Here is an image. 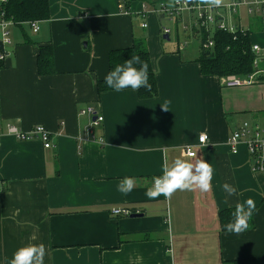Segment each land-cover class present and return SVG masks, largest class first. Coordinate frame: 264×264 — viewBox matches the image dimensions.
<instances>
[{
  "label": "crops",
  "instance_id": "1",
  "mask_svg": "<svg viewBox=\"0 0 264 264\" xmlns=\"http://www.w3.org/2000/svg\"><path fill=\"white\" fill-rule=\"evenodd\" d=\"M234 1L214 9L217 22L207 29L195 11L178 18L160 13L174 0H126L127 13L119 0H48L49 16L38 21L37 34L28 24L11 27L13 44L0 68V126L30 131L41 125L53 147L2 140L0 264L29 243L46 246L44 264H264V173L252 171L245 145L237 154L229 145L246 118L264 122V14L250 13L248 5L234 11ZM220 24L249 33L252 51L260 48L253 51V86L225 88L223 78L203 75L202 39ZM173 32L177 45L165 46L161 38L168 34L171 40ZM179 34L198 39L200 50L185 48ZM135 42L150 54L158 95L100 94L110 53ZM43 48L52 50V73L39 72ZM88 108L104 118L101 125L81 114ZM203 135L205 144L199 142ZM165 157L169 164L176 158L209 162L211 191L177 190L170 198L149 199L145 193L163 174ZM125 177L136 180L127 195L117 190ZM225 182L237 195L223 191ZM248 198L258 208L254 227L223 231L220 213ZM115 208L142 216L115 217Z\"/></svg>",
  "mask_w": 264,
  "mask_h": 264
},
{
  "label": "clouds",
  "instance_id": "2",
  "mask_svg": "<svg viewBox=\"0 0 264 264\" xmlns=\"http://www.w3.org/2000/svg\"><path fill=\"white\" fill-rule=\"evenodd\" d=\"M193 3L197 10L200 7H219L224 0H183V4ZM181 4V0L170 2L168 7ZM70 19V18H69ZM139 64L137 68L135 65ZM148 63L142 61L138 55H133L131 59L125 60L124 64H117L105 76V83L109 88L120 92L126 88L138 91L144 88L151 91V84L148 82ZM168 103L162 104L164 110H168ZM162 175L153 177L152 186L149 187L145 195L149 199H155L161 195L170 198L177 190L199 189L203 193L211 191V181L213 178V167L204 159L196 158L192 161L180 158L174 159L169 164L165 157ZM136 186V180L131 177H125L118 184V191L127 195ZM222 189L228 196L237 195V189L229 183H223ZM258 212L257 204L252 198H248L235 205L231 213L232 220L224 225L226 233L241 234L248 230L250 221L254 213ZM33 239H35L33 237ZM47 254V248L43 243H29L19 247L14 253L8 264H44V258Z\"/></svg>",
  "mask_w": 264,
  "mask_h": 264
},
{
  "label": "trees",
  "instance_id": "3",
  "mask_svg": "<svg viewBox=\"0 0 264 264\" xmlns=\"http://www.w3.org/2000/svg\"><path fill=\"white\" fill-rule=\"evenodd\" d=\"M7 12L10 20L16 25L23 26L28 22L46 20L49 16V2L48 0H10ZM161 17L163 18V16ZM211 39L214 41V45L208 49L203 47V44L208 42V35L205 34L202 39V51L198 63L201 65L203 75H213L221 78L235 75L243 78L255 72L256 55L252 51L249 33L244 34L239 30L237 31V29L234 33L217 29ZM133 55H138L142 61L148 63V82L151 84V91L141 88L137 91L138 96L143 100L155 98L158 95L157 79L150 54L143 42H135L133 47L128 49L112 51L109 55V71L117 64H124L125 60L131 59ZM52 64V50L43 48L39 58L40 74L54 72L51 68ZM135 67L139 68L140 65L137 64ZM47 68L48 70H46ZM262 80L264 81V77ZM97 87L100 94L115 91L107 86L105 80L99 81ZM124 90L132 89L126 88ZM233 210L230 209L220 213L223 231H225L224 225L233 219L231 216ZM253 218L254 215L250 221L251 227L249 229L254 227ZM237 264H247V262L242 261L237 262Z\"/></svg>",
  "mask_w": 264,
  "mask_h": 264
},
{
  "label": "built area",
  "instance_id": "4",
  "mask_svg": "<svg viewBox=\"0 0 264 264\" xmlns=\"http://www.w3.org/2000/svg\"><path fill=\"white\" fill-rule=\"evenodd\" d=\"M126 0H119L120 8L125 11V13L130 12L124 8V3ZM10 3V0H0V44L3 45V49L0 48V64H2L8 53L6 49L13 44L11 37V27L16 24L8 18L7 7ZM248 5L249 12H260L264 14V2L260 3H250L247 0H235L231 5V8L234 11L241 6ZM251 5H256L254 8ZM216 7L208 8L206 6L200 7L197 10V7L193 3H189L187 5L183 4V0H181V4L173 6L171 9L163 6L160 9V13H165L169 17L178 18L184 11H195L197 12V22L202 29H207L209 24H216L217 20L213 14V11ZM34 34H37L40 31L39 22L32 21L27 23ZM147 25H144L146 27ZM218 29L229 31L234 33L236 31L235 27H228L227 25L220 24ZM214 45V41L210 38L207 43L203 44L205 49L211 48ZM260 48L258 46L253 47V51L258 52ZM256 75H249L246 79H240L235 76H228L223 78V86L225 88H241V87H249L253 86L257 80ZM81 114H89L93 116L94 126H99L103 123L104 118L102 116H98L94 109L88 108L83 110ZM48 130L38 125L34 127L30 131H25L22 128H19L12 124H6L4 126H0V145L2 140L6 137H10L19 142H31V141H41L44 143L46 149L53 147L51 143V137ZM208 140V137L203 135L199 138V142L201 144H205ZM229 145L233 150L234 154L238 153L240 145H245L248 149L252 171L254 173H264V126L253 125L250 123H244L241 127L234 130L230 139ZM187 155L189 157H195V152L192 149L187 150ZM112 215L115 217H130L133 215H140L139 210H132L128 208H115L111 211Z\"/></svg>",
  "mask_w": 264,
  "mask_h": 264
},
{
  "label": "rangeland",
  "instance_id": "5",
  "mask_svg": "<svg viewBox=\"0 0 264 264\" xmlns=\"http://www.w3.org/2000/svg\"><path fill=\"white\" fill-rule=\"evenodd\" d=\"M245 26H247V25H245ZM28 31H30V30L28 29ZM189 36H190V33L187 34V37H189ZM187 37H184L183 34L180 35V38H181V42L182 43L188 42L187 43V47H185V48H191V49H195V51L196 50L199 51L200 50V45H201L200 41H198V39H196V38L187 39ZM177 39H178L177 38V34L173 32L171 34V40L170 41L164 39V36L161 38V41H162V43L165 44V46L170 45V44H171V46H174V44L177 45V41H176ZM253 118H255V117H252V118L248 117V118H246V120L249 123H260V124L264 125V122L263 121H260V120L254 121ZM244 123H245V121H244Z\"/></svg>",
  "mask_w": 264,
  "mask_h": 264
},
{
  "label": "water",
  "instance_id": "6",
  "mask_svg": "<svg viewBox=\"0 0 264 264\" xmlns=\"http://www.w3.org/2000/svg\"><path fill=\"white\" fill-rule=\"evenodd\" d=\"M164 39H166V40L169 41L170 40L169 39V35L168 34H165L164 35ZM0 48L3 49V45L2 44H0ZM141 216H142V214H140V215H133V216H131V218H136V217H141Z\"/></svg>",
  "mask_w": 264,
  "mask_h": 264
}]
</instances>
